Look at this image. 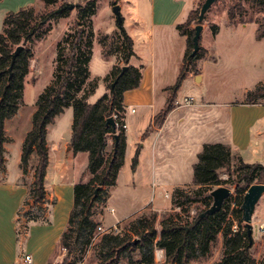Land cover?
I'll return each mask as SVG.
<instances>
[{
	"label": "trees",
	"instance_id": "1",
	"mask_svg": "<svg viewBox=\"0 0 264 264\" xmlns=\"http://www.w3.org/2000/svg\"><path fill=\"white\" fill-rule=\"evenodd\" d=\"M53 3L56 0H46ZM253 8L264 10V0H248ZM97 0H83L77 6V18L74 27L66 33L57 45V57L53 80L40 93L33 114L32 127L26 134L21 166L27 170L32 153L38 156L35 167L34 182L29 196L34 203H42L47 195L45 177L49 165L47 128L66 107H73L72 137L70 146L75 153L87 152V181H79L74 186V204L70 212L67 229L62 233L60 248L66 252L67 264L79 262L97 235L100 225L96 221V208L105 204L110 190L117 184L119 172L124 164L127 147L126 129L116 127L108 122L115 113L125 118V92L137 88L143 77V67L130 64L135 54L133 39L119 25L121 47L120 56L110 72L105 76L109 92L103 94L96 102L90 103L89 97L98 87V79L92 78L90 62L93 56V20ZM202 5V4H201ZM201 5L190 11L185 22L178 29L187 36V51L180 74L165 107L154 117V125L162 126L176 103L177 92L189 72L199 73L198 60L206 55L201 46L194 49L193 37ZM71 9L67 4L48 13H38L35 6L28 5L18 11L8 12L0 31V166L5 167L6 122L17 114L23 97L24 80L29 73L33 50L28 46L39 35L44 25L59 17L66 16ZM246 6L236 0L228 8L229 22L245 23L255 21L258 24L256 36L264 37V18L245 19ZM237 15L239 19L236 20ZM213 33L219 30L212 25ZM104 43V42H103ZM19 45L20 51L15 54ZM112 52L105 51L110 56ZM126 66L124 69L123 67ZM264 100V82L258 84L246 94L245 103H257ZM152 127L147 128V136ZM111 144V150L108 147ZM140 147L137 148L132 168L135 169L139 159ZM193 185L198 189L190 193L183 187L173 191V204L187 215L170 214L157 227V213L143 214L128 223L124 233L104 232L97 245L100 247L104 264H117L122 256L139 254L143 264L155 263V251H164L167 264H190L193 260L210 254L213 244L222 235L223 253L218 264H258L251 252L253 237L248 234L243 221L242 203L248 188L254 183H264V165L247 163L232 147L221 143H205L198 153L193 166ZM226 171L228 178H222ZM230 184L235 186L237 203L232 207L227 199L221 210L206 217L199 218L200 213L190 215V205L204 200L211 206V192L204 195L202 188L211 185ZM187 206V207H186ZM33 210V209H32ZM24 213L28 222L46 220L44 208L36 206L35 212ZM78 247L80 255L72 257Z\"/></svg>",
	"mask_w": 264,
	"mask_h": 264
},
{
	"label": "crops",
	"instance_id": "2",
	"mask_svg": "<svg viewBox=\"0 0 264 264\" xmlns=\"http://www.w3.org/2000/svg\"><path fill=\"white\" fill-rule=\"evenodd\" d=\"M38 1L0 0V31L3 29V21L8 12L18 11L28 5L35 6ZM119 5L121 9L124 6L121 0H119ZM186 9V0H152L151 25L156 32L155 36L152 35L149 38L150 48L145 54L137 48L136 38L127 33L133 39L135 52L129 63L144 66L140 85L126 91L124 95L127 147L124 164L115 186L119 185L128 162V155L132 150L135 154L137 148L140 147L138 163L135 169L132 168L133 176L130 182L134 187L143 186V176L146 175L148 179L150 177L152 179V190L150 198L140 199L135 210L126 213L122 221L143 210L156 209L154 205L157 201L155 196L158 187H172L173 190L175 187L193 184V166L205 143L227 144L245 162L264 165V100L257 103H245L247 92L253 89L245 88L240 100L217 105L226 110L221 123L223 132L219 131V133L215 130L220 125L219 119L200 126L199 121L192 114L194 107L195 109L211 108L212 103L202 98L198 104L185 105L184 99L180 98L188 79L196 77L198 82L203 81L202 63L214 59V64H217V59L213 55L214 46L208 41V34H205L209 28L208 23L203 24L201 32V46L207 52L197 62L199 73L189 72L177 92L175 107L168 114L162 126L154 125V117L165 107L171 93L170 87L177 81L187 51V36L180 32L178 25L187 20L191 10L196 9L194 0L192 7L185 14ZM184 14L186 18L184 17V21L181 22L180 19ZM257 28L258 24L255 21H249L230 23L227 30L231 38H234L233 55L236 59H239L245 51V41H243L244 45L241 44L243 37L245 39L248 37L247 40L253 43L252 51L247 54L252 55L254 59L257 58V62L252 66L261 73L258 85L264 82V37L257 38ZM222 32L223 29L219 26L218 32L213 33L212 38L217 42ZM99 53L105 57L100 47ZM93 54H95L94 51ZM108 59L110 61L107 62L100 76L102 79L117 62L114 55L109 56ZM102 82L106 91L105 83L103 80ZM130 107L131 112L136 111L135 107L143 108V112L135 117L134 125H132L138 131L134 138L127 133ZM146 114L150 115L148 124H144ZM58 116L47 128L49 165L45 177L47 195L42 203H34L29 196L30 187L35 178L34 170H32L31 177H27L22 168L17 177L10 179L8 169L4 167L5 169L1 170L2 166H0V264H26L27 254L31 256L30 264H53V257L60 247L62 233L67 229L73 208L74 186L81 180L89 179L86 172L89 162L88 153H75L70 146L73 114L69 116V126L57 135L55 140L50 141L51 126L56 123ZM213 118L218 117L215 115ZM149 127H152V130L147 136H143ZM199 127L203 130L210 128L208 134L200 139L197 134ZM37 205L44 208L46 220L28 222L25 216L21 215L23 208L27 206L32 208ZM104 216L105 213L104 215L97 213L95 219L97 222L101 221V225L105 228L116 226L115 224L107 226L103 221Z\"/></svg>",
	"mask_w": 264,
	"mask_h": 264
},
{
	"label": "rangeland",
	"instance_id": "3",
	"mask_svg": "<svg viewBox=\"0 0 264 264\" xmlns=\"http://www.w3.org/2000/svg\"><path fill=\"white\" fill-rule=\"evenodd\" d=\"M82 1L83 0H56L53 3H50L46 0H39L37 4H35V8L38 13H48L49 11L59 9L64 4H73L74 7L66 16H62L57 20L47 22L41 30L40 35L32 43L28 44V46L33 50V57L31 60L29 73L26 75L24 80L23 97L20 101V108L17 114L6 122L4 155L6 157L5 167L8 169V176L10 179L17 177L19 170L22 169L21 157L24 140L26 134L32 127L33 114L36 109L38 96L53 80L57 57V45L63 40L66 33L71 31L74 27L77 18L76 6ZM121 1L124 4L123 8L121 9L123 28L132 37L136 38L137 48L141 53L145 54L150 48L149 38L152 35L155 36L156 32V30L154 31V29H152L151 25L152 0ZM204 1L205 0H194L196 8ZM235 1L236 0H218L207 11L203 24H209V28L205 31V34H208V41L214 46L213 55L217 59V64H214V59H209L208 62L202 63L201 71L204 74L203 81L198 82L196 77L188 79L184 84L180 97L182 100L185 97L193 98V103L195 104H198L202 98L207 100L209 103H212L213 106L211 108L195 109L196 107H194L192 114L197 118L200 126H204L205 123L207 124L213 120L219 119L220 125L217 127L218 130L215 129L218 131L217 133H219V131L223 132V126H221V123L226 112L224 108H221V106L219 107L217 105L240 100L243 97L244 89H254L259 78L261 77L260 71L252 66L253 63L257 62V58L254 59L252 55L249 56L247 54L248 52L252 51L251 48L254 46L253 43L247 40L248 37H246L247 39L244 37V39L242 38L241 44L244 45L243 41H245L244 54H242L239 59H236V57L233 55V49L235 50V46H233L234 38H231V34L229 35V30L227 29L228 25L230 24L228 8ZM241 1L247 8L245 19L257 20L264 18L263 9L253 8L248 0ZM186 2L187 9L184 12L185 14L187 13V10L192 7L193 0H186ZM116 3L119 4V0H97L96 13L92 16V28L94 32L93 51L95 54H93L94 57L92 56L89 68L91 77L97 78L99 83L96 91L88 99L90 103L96 102L103 96L104 93L109 92L107 82H105L104 79L100 77L107 66V62L110 61V59H108L109 56L106 57L104 55V50L112 52V55L116 56L117 59L118 55L120 56V28L117 25V17L113 12V5ZM185 14L181 17V22L184 21V17L186 16ZM238 19L239 16L237 15L236 20ZM212 25H219L223 29V32L217 42L212 38ZM132 28L135 30L137 29V31L133 30ZM99 47L105 57L100 55ZM241 49H243V47ZM143 66L144 65H142V67ZM102 80L105 83L106 91ZM135 109V112H131V107L129 108L130 115L128 116L127 130L128 135H131L133 138L138 132L135 127H132V125H134V119L143 112V108L141 107H135ZM71 114H73L72 106L66 107L65 110L59 114L56 123L51 126L49 135L50 141L55 140L57 135H59L69 126V116ZM215 115L218 118H213ZM149 117L150 115L146 114L144 124H148ZM199 129L200 130L197 132L199 139L203 135H207L210 131V128L208 127L206 130H203V128L200 127ZM110 150L111 143L109 145V151ZM133 156L134 151L132 150L128 155V162L126 163L125 170L120 178L119 185L114 186L110 190L108 201L96 208V214L100 213L101 215H104L105 213L103 220L105 224L107 226L115 224V227L118 228V232L120 233H124L126 231L130 221L143 214L157 213L158 229H160V222L162 219L170 214L180 213L182 217H185L187 213L183 212L182 209L175 207L173 204V191L176 187L172 190V187L161 186L158 187L155 196L157 201L154 207L156 209L150 208L143 210L142 212H139L122 221L126 213L135 210V207L139 204L140 199H149L151 196V177L148 179L146 175L143 176V186L137 185L134 187L130 182L133 176ZM37 161V154L32 153L28 168L24 171L27 177H31L33 172L32 170L35 171ZM4 169V167H1V170ZM221 177L228 178V174L225 170L222 172ZM219 186H227L231 189L232 193L229 198L231 199L232 207H234L238 198V195L235 191V186L230 184ZM219 186H207L202 188V192L204 195H206ZM182 187L190 193H194L198 189V187L193 184ZM165 193H168V196H165ZM210 201L212 204L213 197ZM189 207L190 215L194 216L197 212L206 210L210 206L207 205L206 201L200 200L193 202ZM28 209H33L32 212L34 213L36 206L32 208L29 206L23 208L21 215H24ZM101 223L102 222L99 221L100 225ZM252 224L253 246L251 248V252L256 258L258 264H264V194L256 205ZM243 225H245V222ZM21 228H23L22 224ZM101 235L102 233H99L97 228V235L92 245L86 251L82 259L76 264H104L100 247L97 245ZM222 253V235H220L218 240L213 244L211 252L208 256L193 260L190 264H218L222 258ZM79 255L80 252L77 247L74 250L72 257H77ZM65 256L66 252L59 247L53 257V264H67L64 261ZM154 257V264H167L165 262L164 251L156 249ZM141 260L142 257L139 254H127L122 256L117 264H143Z\"/></svg>",
	"mask_w": 264,
	"mask_h": 264
},
{
	"label": "water",
	"instance_id": "4",
	"mask_svg": "<svg viewBox=\"0 0 264 264\" xmlns=\"http://www.w3.org/2000/svg\"><path fill=\"white\" fill-rule=\"evenodd\" d=\"M216 1L218 0H205L201 5L200 13L198 16V23L195 26V34L193 37L194 49L191 55H194L199 50L201 32L203 30V21H204L205 15L207 11L210 9V7ZM68 7L70 9H73L74 5L70 4L68 5ZM113 12L115 13L117 17V21L119 25L122 26L123 17L121 14V7L118 3L113 5ZM21 48H22V45H19L15 51V54H17ZM123 68L125 69L126 66H124ZM108 122L112 125L115 124L113 116L108 119ZM231 193H232L231 189L227 186H219L213 189L211 191L213 202L208 209L200 213L199 218L206 217L210 214H213L221 210L225 201L230 197ZM263 194H264V183H254L248 188L243 198V203L241 206L242 211H243L242 219L247 225L248 234L250 237H252V233H253L252 220H253V215L255 213L256 205Z\"/></svg>",
	"mask_w": 264,
	"mask_h": 264
},
{
	"label": "built area",
	"instance_id": "5",
	"mask_svg": "<svg viewBox=\"0 0 264 264\" xmlns=\"http://www.w3.org/2000/svg\"><path fill=\"white\" fill-rule=\"evenodd\" d=\"M192 103H193V98H187V97L184 98V104L185 105H191ZM133 111H134V109H133ZM113 118H114L116 127H118V128L119 127H123L124 129L127 128V124L125 122V118H123V117L120 118L117 113H115L113 115ZM165 196H168V193H166ZM98 230H99V233H104V232H118V228L115 227V226L114 227H110V228H105L102 225H99L98 226ZM25 262H26V264H30L31 263V256L29 254H27L25 256Z\"/></svg>",
	"mask_w": 264,
	"mask_h": 264
}]
</instances>
